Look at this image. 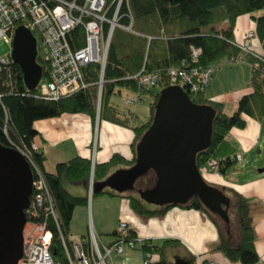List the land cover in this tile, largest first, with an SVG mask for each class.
Listing matches in <instances>:
<instances>
[{
    "label": "trees",
    "instance_id": "16d2710c",
    "mask_svg": "<svg viewBox=\"0 0 264 264\" xmlns=\"http://www.w3.org/2000/svg\"><path fill=\"white\" fill-rule=\"evenodd\" d=\"M112 10V7L109 8L108 17ZM256 10H261V14L253 15ZM245 14L249 15L254 23L253 32L260 43V49L255 53L259 58L241 52L234 45L232 30L235 19ZM118 15V21L122 25L128 24L131 19V31L120 28L112 30L101 71L97 119L130 128L133 132L131 143L133 153L136 142L150 125L159 91L172 85L166 69L192 65L189 58L191 47L200 49L195 63L199 66L215 63L217 67L222 61L237 60L249 66L250 91L238 98L235 110L230 114L224 113L220 102L205 97L204 91L196 93L186 91L192 103L206 105L214 112L209 142L195 154V165L200 169L212 163L215 172L224 173V170L232 166L234 155V147L225 138L228 131L231 128L242 129L245 126L244 117L259 120L264 116V0H124L118 6ZM221 23H225V26L218 28ZM205 26L207 28H203ZM147 36L150 37L149 40ZM34 37L37 48L36 62L41 67L40 80H45L48 77V67L43 59V46L39 38ZM66 37L71 48L76 49L82 45L78 27L69 31ZM255 62L256 68L253 67ZM155 69L160 71L155 86L159 91H155V87L144 89L131 78L140 70ZM81 74L85 84L83 88L55 100L40 98L35 88L29 89L26 86L18 64L9 57L8 64L0 70V144L8 147L12 142L29 148L37 135L32 126L36 120L53 118L65 113H84L94 119L98 97L97 81L100 77L99 64H86L81 68ZM120 90L134 92L138 100L143 93L151 96L148 117L142 124H130L131 111L127 108H123L126 112L122 111L119 105L110 100V96L119 94ZM5 125L8 128L7 135L3 132ZM30 152L33 161L42 170L56 209L55 217L48 215L44 218L51 233L49 252L54 261L65 264L60 234L68 232L73 209L78 205H86L87 199L68 193L62 186L61 179L65 178L72 182L87 181L90 156H74L56 163L53 172H45L42 168L44 161L42 151L38 149ZM120 162L133 164L134 154L129 161L112 154L107 161L94 163L91 196L100 193L115 194L104 188L94 191V183L103 180L109 166ZM233 196L240 233L235 244L228 223L211 216V212L204 208L196 196H191L185 202L176 205L201 210L210 218L218 232V240L212 248L214 251L238 264H264L259 261L254 248L249 204L240 194L233 193ZM127 198L130 208L142 216L160 215L172 206L167 204L158 210L150 211L132 196L128 195ZM39 220H42L41 217ZM112 233L114 235V231ZM129 236L134 237L130 233ZM162 244L156 246L145 241L140 250L156 253L157 264H161L158 253L161 252Z\"/></svg>",
    "mask_w": 264,
    "mask_h": 264
},
{
    "label": "crops",
    "instance_id": "0c3cea01",
    "mask_svg": "<svg viewBox=\"0 0 264 264\" xmlns=\"http://www.w3.org/2000/svg\"><path fill=\"white\" fill-rule=\"evenodd\" d=\"M224 26L225 23H221L218 28ZM253 29L254 23L249 15L238 16L232 30L233 40H242L244 34ZM252 43L257 46L258 39L254 37ZM249 77L250 68L245 62L222 61L214 70L208 87L204 90V96L220 102L224 113L230 114L235 110L238 98L250 91ZM134 113L130 120L133 125L136 118ZM244 119L245 126L242 129L231 128L225 136L234 147V154H240L239 161L233 159L230 167L232 175L223 177L228 169L224 170V173H218L202 167L199 171L206 184L219 186L226 197L230 190L232 196L237 193L247 200L254 233V248L259 261L264 263V167L261 171L257 170V175L241 172L246 162L244 156H247L264 136V116L259 120L248 117ZM32 126L37 132L33 143L44 155L42 168L45 172H53L56 163L74 156H90L92 146L95 163L107 161L112 154L129 161L134 154L131 148L133 132L130 128L98 120L96 117L93 119L84 113H65L40 119L34 121ZM131 165L132 163L120 162L109 166L103 180L117 171L128 169ZM136 179L130 186L118 185L116 189L105 186L104 189L115 194L100 193L91 196L86 205L76 206L72 211L68 232L73 236L84 235L90 223L100 240L109 243L113 241L112 232L116 224L122 221L131 235L148 241L151 245L158 246L165 241L161 252H157L161 264H238L212 249L218 240V232L203 211L172 205L160 215L142 216L134 212L129 206L128 195L139 200L141 205L150 211L163 206L144 201L138 191L134 193ZM61 184L68 193L87 199L86 180L72 182L62 178ZM153 184L150 180L144 181L138 190H144ZM141 258L142 251L139 248H124L119 254H111L110 264H141Z\"/></svg>",
    "mask_w": 264,
    "mask_h": 264
},
{
    "label": "built area",
    "instance_id": "2783aa9c",
    "mask_svg": "<svg viewBox=\"0 0 264 264\" xmlns=\"http://www.w3.org/2000/svg\"><path fill=\"white\" fill-rule=\"evenodd\" d=\"M124 0H0V39L10 43L16 26L21 25L28 29L33 36L39 38L43 46V59L48 67V77L38 81L35 89L37 96L45 99H58L83 88L81 68L88 63H98L100 77L98 84V97L96 99V115L99 108V88L101 71L104 65L105 54L108 48L112 30L120 28L131 31L130 23H119L118 6ZM113 8L108 17L109 8ZM78 27L81 33L82 45L76 49L70 47L66 34ZM106 28V29H105ZM253 30H248L243 39L234 40V45L241 51L259 58L255 51L260 49V43L254 45ZM150 39L149 36L146 37ZM200 49L191 47L189 58L192 65L185 67H169L167 75L172 85H178L185 91L196 93L204 91L216 69L215 63L205 66L196 65ZM10 54L0 56V70L9 62ZM257 67V62L253 64ZM160 71L140 70L131 78L144 89L154 88L159 80ZM138 101L137 96L125 98L127 106ZM5 135L8 128H3ZM8 147L17 151L28 163L31 170V193L25 209V222L22 228V254L17 264H62L54 261L49 252L51 233L46 227L44 218L48 215L55 217L56 209L50 195L42 170L31 157V150L38 147L31 143L29 148L23 144H13ZM90 166L87 179V199L90 198L93 184L94 146L91 148ZM232 159L239 161L240 154H234ZM210 172H215V166L210 163L206 166ZM41 217L42 220H39ZM113 241L103 243L98 234L88 223L84 235L73 236L69 232L60 234L62 252L65 264H110L112 253L119 254L124 248H141L145 240L130 237L126 224L119 221L114 229ZM141 264H157L151 260L153 255L148 250H141ZM206 264H214L207 262Z\"/></svg>",
    "mask_w": 264,
    "mask_h": 264
},
{
    "label": "water",
    "instance_id": "95a60500",
    "mask_svg": "<svg viewBox=\"0 0 264 264\" xmlns=\"http://www.w3.org/2000/svg\"><path fill=\"white\" fill-rule=\"evenodd\" d=\"M11 46L10 57L22 71L26 86L35 88L41 76L35 37L18 25ZM213 116L210 107L192 103L183 88L170 85L161 89L150 125L135 144L133 164L95 182L94 191L105 186L114 189L118 185L130 186L151 169L154 184L138 190L144 201L176 205L196 196L204 208L227 223L228 197L217 187L206 184L195 165V154L209 142ZM116 176H121L123 183L116 182ZM31 181V170L22 155L0 144V264H17L21 257L24 211Z\"/></svg>",
    "mask_w": 264,
    "mask_h": 264
},
{
    "label": "rangeland",
    "instance_id": "374dc122",
    "mask_svg": "<svg viewBox=\"0 0 264 264\" xmlns=\"http://www.w3.org/2000/svg\"><path fill=\"white\" fill-rule=\"evenodd\" d=\"M261 12H262L261 10H256L252 14L257 16V15H260ZM203 28H207V27L205 26ZM11 47L12 46L10 43H5L2 39H0V56H3L7 53L10 54ZM154 90L159 91V88L155 87ZM132 96H134V92L120 90L119 94H112L110 96V100L112 102L116 103L117 105H119V107L122 111L126 110L123 108H127L128 110L135 112L134 115L136 118L134 119V122H135V124L139 125V124H142L148 117V110H149L148 103L151 99V96L148 93H143L140 96V99L134 105H132V106L125 105V102H124L125 98H129ZM263 130H264V127H263ZM244 159L246 162L243 164L244 167L241 168V172H244V173L250 172L252 175H257L258 174L257 170L264 167V136H262L258 140V145L255 148H253L248 153L247 156H244ZM230 175H232V169L228 168V170L225 172L223 177L228 178ZM114 178H115L116 182L123 183L121 176H116ZM154 179H155L154 172L151 169H148L146 171V173L142 174L141 176H139L136 179L135 186L133 188L134 189L133 192L136 193V191H138L140 185L144 181L150 180L151 182H154ZM217 187L220 189L219 186H217ZM229 193L230 194L227 196H228L230 202H229V206H228L227 211H226V215H227L228 228L230 230V234L232 235V241L235 244L239 240L240 233H239V227H238V223H237V215H236L235 206H234V202H235L234 196L232 198V191L229 190ZM226 194H227V192H226ZM94 196H97V195H94ZM90 198H91V195H90ZM90 198L87 199V202L90 201ZM246 202H247V200H246ZM210 215L213 216L215 219L224 222L217 214L211 212ZM115 228H116V226H115ZM156 259H158L156 254L151 255V260H156Z\"/></svg>",
    "mask_w": 264,
    "mask_h": 264
}]
</instances>
